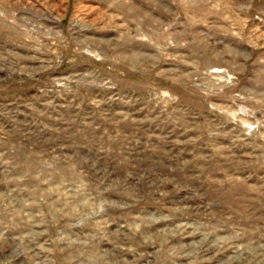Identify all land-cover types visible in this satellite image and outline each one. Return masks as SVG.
Returning a JSON list of instances; mask_svg holds the SVG:
<instances>
[{
    "label": "rangeland",
    "instance_id": "374dc122",
    "mask_svg": "<svg viewBox=\"0 0 264 264\" xmlns=\"http://www.w3.org/2000/svg\"><path fill=\"white\" fill-rule=\"evenodd\" d=\"M0 264H264V0H0Z\"/></svg>",
    "mask_w": 264,
    "mask_h": 264
}]
</instances>
